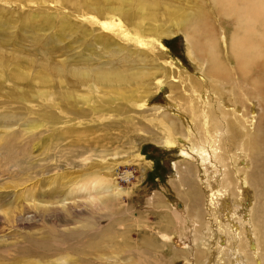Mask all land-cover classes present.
<instances>
[{"label": "bare ground", "instance_id": "obj_1", "mask_svg": "<svg viewBox=\"0 0 264 264\" xmlns=\"http://www.w3.org/2000/svg\"><path fill=\"white\" fill-rule=\"evenodd\" d=\"M18 1L36 3L38 7L21 18L24 28L50 31L35 44L40 42L38 50L43 49L52 57L54 35H64L66 28L82 48L73 54L68 49L64 52L74 65L69 69L63 65L65 59L58 64L40 65L36 56L30 55L20 56V63L12 66L8 64L10 56L0 51L6 58L0 59V91L7 87L4 99L46 102L59 114L50 113L47 106L37 108L43 120L40 126L59 129L57 124L62 122L67 125L62 133L77 129L108 131L112 124L100 123L102 117L111 113V118L118 117L132 103L139 104L158 93L162 81L168 82L175 94L169 96L174 109L155 106L147 119L164 132L168 143L173 142L169 137L184 130V137L191 138V147L182 149L184 166L174 163L177 178L172 183L180 192L182 210H173L160 195L153 197L154 205L164 209L160 222L168 231H181L182 235L186 233L188 218L195 224L192 248L187 243L185 247L181 245L188 263L195 258V264H264V0H212L211 9L200 4L191 18L192 13L181 14L183 18L177 21L176 29L184 28L187 53L202 78L177 70L181 76L177 80L165 68V52L149 54L132 49L152 46L153 35L173 33L165 23H157L163 15L139 0ZM45 3H57L60 9L74 4L72 12L87 20L89 26L72 20L68 23V19L43 12L40 7ZM215 15L233 19L228 31L213 21ZM11 19L7 10L0 7V27L4 26L0 29V49L6 51L13 38L3 31ZM135 57L140 62L132 61ZM23 60L27 66L21 65ZM154 80L155 90L150 86L153 82L149 84ZM123 83L133 84L136 94H127ZM120 100L125 101L124 106ZM178 112L189 118L184 122L176 115ZM0 113L7 120L22 114L9 110ZM128 117V123H132L134 118L129 114ZM17 135L4 132L2 140L7 150L22 146ZM109 183L102 179L93 184L101 190L110 188ZM248 187L256 197L252 206L245 201ZM206 244L210 251L200 248ZM216 247L224 252L223 258ZM214 251L219 261L224 259L223 263L212 257Z\"/></svg>", "mask_w": 264, "mask_h": 264}, {"label": "rangeland", "instance_id": "obj_2", "mask_svg": "<svg viewBox=\"0 0 264 264\" xmlns=\"http://www.w3.org/2000/svg\"><path fill=\"white\" fill-rule=\"evenodd\" d=\"M139 1L163 15L157 23H165L173 33L153 35L154 42L150 38L152 46H132V49H142L149 54L165 52V68L176 80L181 77L180 70L202 78L187 53L184 28L176 29V23L187 13H192L191 18L200 4L211 9L212 0ZM57 5L45 3L40 8L48 14L68 19V23L72 20L89 26L87 20L72 12L74 4L61 9ZM0 7H4L12 18L3 32L15 37L8 45V51L0 49L10 56L8 64L14 66L22 60L20 56L30 55L36 56L40 65L58 64L65 59V68L74 66L63 54L67 49L73 54L82 46L74 41L75 35L70 29L64 28L65 34L60 35L63 39L54 35L55 42L51 46L54 55L50 57L43 49L38 50V45L50 31L22 26L21 18L28 17L32 9L38 8L36 3L0 0ZM213 21L224 25L225 31L233 24V19L227 16L215 15ZM153 45L155 49L151 50ZM0 57L6 60L4 55ZM132 61L140 62L138 58ZM21 65L27 66V63L23 60ZM155 80L149 82H153L150 86L154 90ZM122 86L128 88H123L127 94H136L133 84L123 83ZM6 88L0 91V112L9 110L22 114L7 120L0 113V264H195L196 259L188 263L187 254L182 251L186 243L192 248L191 234L195 224L188 218L185 235L181 231H168L160 222L164 209L153 203V197L160 195L173 210H182L180 192L172 183L177 178L174 163L182 167V149L191 147V138L184 137V130L169 137L168 140L173 142L168 143L164 140V132L147 119L155 106L173 108L174 101H170L169 96L175 94L168 82L162 81L158 93L139 104L132 103L131 108H124L118 117L111 118L112 113L107 118L102 117L100 123L112 124L110 127L113 128L108 131L77 129L67 133H62L67 126L62 122L57 124L59 129L40 126L43 120L37 108L47 106L50 113L59 114L46 102L36 99L21 103L13 98L7 101L3 96ZM24 104H28V109ZM119 104L124 106L125 101L120 100ZM80 107L85 108V105ZM127 109L130 110L127 112ZM128 114L134 118L132 123L126 119ZM176 115L184 122L189 118L181 112ZM5 131L16 132V139L22 146L7 150L2 140ZM189 162L194 165L195 161L190 159ZM234 165L239 168L235 162ZM102 179L110 181V188L100 190L98 184L94 188L93 183ZM245 197L247 206L254 205L256 197L250 187ZM209 247V244L200 246L210 251ZM216 251L220 259L223 258L224 252ZM212 257H216L218 263L224 261H219L215 251Z\"/></svg>", "mask_w": 264, "mask_h": 264}]
</instances>
